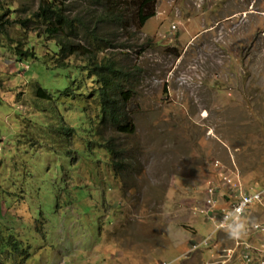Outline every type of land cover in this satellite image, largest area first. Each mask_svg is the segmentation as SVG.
Instances as JSON below:
<instances>
[{"label":"rangeland","instance_id":"374dc122","mask_svg":"<svg viewBox=\"0 0 264 264\" xmlns=\"http://www.w3.org/2000/svg\"><path fill=\"white\" fill-rule=\"evenodd\" d=\"M39 1L0 0V264H207L187 249L213 226L215 160L264 182V0H153L142 26L137 0H55L57 34ZM56 41L122 70L131 132L103 121L87 58L58 65ZM217 239L213 255L231 244Z\"/></svg>","mask_w":264,"mask_h":264},{"label":"built area","instance_id":"2783aa9c","mask_svg":"<svg viewBox=\"0 0 264 264\" xmlns=\"http://www.w3.org/2000/svg\"><path fill=\"white\" fill-rule=\"evenodd\" d=\"M213 165L215 175L207 181L203 190L207 208L200 211L206 216L204 220H210L213 226L207 235L193 240L187 252L209 249L212 260L207 261V264H264V182L250 184L244 182L235 168L225 171L217 160ZM220 201L224 204L221 205ZM238 207L241 209L242 218L247 221V232L236 239L230 237L221 222ZM219 235H225L231 244L221 247L223 253L215 252L213 255L211 253L218 246ZM175 260L172 259V264ZM170 263L171 261L161 262Z\"/></svg>","mask_w":264,"mask_h":264},{"label":"trees","instance_id":"16d2710c","mask_svg":"<svg viewBox=\"0 0 264 264\" xmlns=\"http://www.w3.org/2000/svg\"><path fill=\"white\" fill-rule=\"evenodd\" d=\"M154 14L153 0H137L136 2V21L138 26H142L143 23ZM34 17H38L47 22L46 32L48 34H57L59 28L63 26V16L59 5L55 0H40L37 11L34 12ZM116 19V15H115ZM6 21H2L0 18V34H4ZM57 52L53 53L59 60L58 65H66L65 60L72 55L84 56L87 58L88 66H85V70L93 75V77L101 83L98 87V96H100V102L98 104L101 109V117L103 121L107 119L111 125L117 130L123 132H131L132 126L123 116L120 101L126 100L129 96L131 89L121 88L115 79L123 75L122 70L116 66V64L110 60L97 61L93 59V53L91 50L86 49L84 46L73 43H65L56 41ZM17 54L23 57H28L34 53L31 50L22 51L17 46L15 47ZM35 56V54L33 55ZM36 96H44L45 92L37 87L34 90ZM113 143L108 142L106 149L113 151ZM116 164L119 165L118 162Z\"/></svg>","mask_w":264,"mask_h":264},{"label":"clouds","instance_id":"9594fccd","mask_svg":"<svg viewBox=\"0 0 264 264\" xmlns=\"http://www.w3.org/2000/svg\"><path fill=\"white\" fill-rule=\"evenodd\" d=\"M221 223L225 225L228 234L232 238L239 239L247 232V221L242 218V212L239 207L233 209Z\"/></svg>","mask_w":264,"mask_h":264}]
</instances>
